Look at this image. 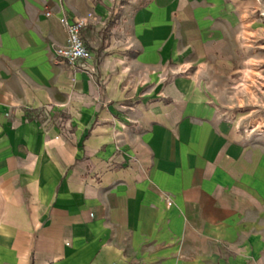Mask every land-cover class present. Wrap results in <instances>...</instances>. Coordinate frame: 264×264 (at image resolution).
Segmentation results:
<instances>
[{
	"label": "crops",
	"instance_id": "1",
	"mask_svg": "<svg viewBox=\"0 0 264 264\" xmlns=\"http://www.w3.org/2000/svg\"><path fill=\"white\" fill-rule=\"evenodd\" d=\"M260 11L0 0V264H264Z\"/></svg>",
	"mask_w": 264,
	"mask_h": 264
},
{
	"label": "built area",
	"instance_id": "2",
	"mask_svg": "<svg viewBox=\"0 0 264 264\" xmlns=\"http://www.w3.org/2000/svg\"><path fill=\"white\" fill-rule=\"evenodd\" d=\"M47 16H51V13H47ZM84 27L85 22L83 21L67 26L66 44L60 46L56 51L59 58L74 64L89 57V52L81 38V31Z\"/></svg>",
	"mask_w": 264,
	"mask_h": 264
},
{
	"label": "rangeland",
	"instance_id": "3",
	"mask_svg": "<svg viewBox=\"0 0 264 264\" xmlns=\"http://www.w3.org/2000/svg\"><path fill=\"white\" fill-rule=\"evenodd\" d=\"M258 17L263 20L262 23L264 24V12L260 11L258 13ZM257 44L259 46L264 45V40L257 41ZM256 49L258 50V52L253 53L251 55L252 63L254 64L253 66H257L256 67L257 69L253 71L252 75L254 82H256V80L258 81V86L256 88L257 93L263 96L264 95V46L257 47ZM255 106L260 110L259 116H261V119L259 121L264 126V98H262V102L256 104ZM257 121L258 120H256V122Z\"/></svg>",
	"mask_w": 264,
	"mask_h": 264
}]
</instances>
